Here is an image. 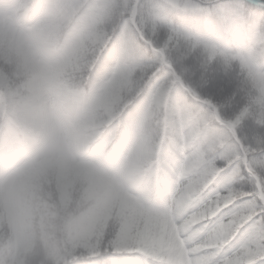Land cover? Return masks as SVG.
Wrapping results in <instances>:
<instances>
[{"label": "trees", "instance_id": "obj_1", "mask_svg": "<svg viewBox=\"0 0 264 264\" xmlns=\"http://www.w3.org/2000/svg\"><path fill=\"white\" fill-rule=\"evenodd\" d=\"M193 1L199 7L139 6L140 29L154 23L180 39L165 50L173 70L152 74L158 55L131 20L134 0H0V264H157L139 248L146 219L169 221L157 181L164 154L190 189L212 174L204 198L227 201L206 221L227 246L201 264H236L231 253L243 250L244 264H264V5ZM40 26L50 38L43 56L20 36ZM175 72L189 88L177 83L167 108L149 104L150 85ZM57 90L68 164L36 160L50 144L45 119ZM203 100L221 120L247 114L232 129ZM171 110L190 120L192 142L165 129Z\"/></svg>", "mask_w": 264, "mask_h": 264}, {"label": "rangeland", "instance_id": "obj_2", "mask_svg": "<svg viewBox=\"0 0 264 264\" xmlns=\"http://www.w3.org/2000/svg\"><path fill=\"white\" fill-rule=\"evenodd\" d=\"M168 1L192 8H195V6L199 7V4L193 0ZM135 2L136 0H134L132 6L131 19ZM153 3L154 0H140L138 8L141 4H147L148 8H151ZM136 22L138 24V21ZM140 30L142 32L146 31L150 35V41L154 37L162 40L161 46L157 48L160 51H164L165 57L159 54L158 58L151 61L152 63L148 65L149 72L155 74L164 65L165 62L163 60L172 63L170 58L167 57L165 50L178 44L180 41L179 36L176 32L161 31L154 23L147 26L142 23ZM207 31L210 34L213 33L211 28H207ZM20 36L23 40H26L27 45L34 52L36 51L39 56H43L50 46V38L46 26L23 29ZM176 86V77L174 80L166 82L159 81L156 78L155 83L150 85L148 94L149 104L169 107L168 101L172 95L171 90ZM51 99V112L45 119V127L50 138V144L44 148L36 160H47L51 156H56L68 164L71 161L73 152H71L72 146L68 131L69 123L65 109L66 99L60 90L55 91ZM246 109L247 107L232 117L229 122L235 125L236 122L241 121L247 114ZM164 126L167 131L176 130L178 137L181 139L187 134L189 142L198 137V133H196L187 116L181 117L174 110L167 111L164 118ZM174 145L181 147L182 141H175ZM161 159L157 175L158 191L165 203V216L169 221L157 228V224L152 223V218L146 219L140 233L139 251L145 257L154 259L157 264H201V260L206 256L208 251H213L217 255L220 248L227 246L222 233L209 231L206 227V221L215 217L222 207L226 205L227 201L219 197H215L214 200L204 198L203 192L213 182V178H211L212 174L203 176V180L200 183L202 185L201 190L196 187L190 189L189 179L185 178L184 173L181 171L177 175V171L169 166L171 161L169 155L164 154L161 156ZM12 179L13 177L9 175L5 181L6 184H9ZM223 192L224 194L227 193L230 197L236 195L235 192H228L226 188H223ZM15 242V238H11L10 246L14 245ZM246 254L243 250L239 256L231 253V257L236 264H244ZM217 264L226 263L221 261Z\"/></svg>", "mask_w": 264, "mask_h": 264}, {"label": "water", "instance_id": "obj_3", "mask_svg": "<svg viewBox=\"0 0 264 264\" xmlns=\"http://www.w3.org/2000/svg\"><path fill=\"white\" fill-rule=\"evenodd\" d=\"M252 2H254V3H256V4H262V5H264V1H261V0H251ZM138 3H139V0H137L136 1V4L134 5V13H133V20H134V22H135V24H136V20H135V16H136V13H137V6H138ZM142 37H143V35H142ZM144 38V37H143ZM145 39V38H144ZM146 41H148V40H146ZM149 43H151L150 41H148ZM154 51H157V52H159V53H162L163 54V56L165 57V53L164 52H162V51H160L159 49H157V48H154L153 49ZM168 66H170V67H172V64H168ZM177 76H178V78H179V80H180V82H182V80H181V77L177 74ZM183 83V82H182ZM206 103H208V102H206ZM209 104H213V103H209ZM216 108V107H215ZM216 111H217V108H216ZM258 184H259V187H260V181H259V179H258ZM262 187H260V189H261ZM262 194V193H261ZM262 196L264 197V194H262Z\"/></svg>", "mask_w": 264, "mask_h": 264}, {"label": "bare ground", "instance_id": "obj_4", "mask_svg": "<svg viewBox=\"0 0 264 264\" xmlns=\"http://www.w3.org/2000/svg\"><path fill=\"white\" fill-rule=\"evenodd\" d=\"M163 61L165 62L166 60H163ZM177 79H178V77H177ZM177 79H176V80H177Z\"/></svg>", "mask_w": 264, "mask_h": 264}]
</instances>
